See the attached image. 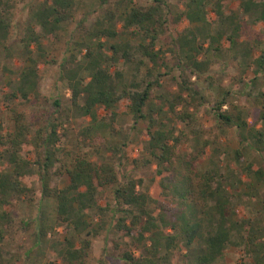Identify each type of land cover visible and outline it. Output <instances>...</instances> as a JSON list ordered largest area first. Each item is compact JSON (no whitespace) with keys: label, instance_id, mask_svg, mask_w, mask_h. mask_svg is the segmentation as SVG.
<instances>
[{"label":"rangeland","instance_id":"1","mask_svg":"<svg viewBox=\"0 0 264 264\" xmlns=\"http://www.w3.org/2000/svg\"><path fill=\"white\" fill-rule=\"evenodd\" d=\"M108 1L109 4H100L99 0H77L75 18L60 26L61 39L54 34L42 37L40 44L44 50L43 56L38 55L34 43L30 44V54L37 60L36 92L30 91L29 98L23 99L20 95H12L13 91L16 92L19 81L18 71L25 65L26 50L22 37L27 23L30 22L31 5L36 6L41 0H2L0 15L10 27L0 35V121L4 132L11 131L14 127L12 110L24 112L29 131L20 154L30 161L31 168L23 177L27 190L18 198L11 196V202L7 206L12 214V222L3 225L2 264H64L62 250L68 247V240L70 239L75 246L79 245L84 234L77 236L71 224L58 219L55 199L41 196L39 168L35 159L38 154L43 153L41 148L32 143L36 139L35 131L43 123L37 114L40 111L52 112L51 119L60 124L58 131L61 136L58 144L70 151L76 149L77 143L82 141L80 139L83 138H79V135L86 137L89 133L91 136L98 133L104 139L98 153L88 145L82 146L89 158L97 161L101 160V156L119 158L116 160V169L121 181L129 177H140L141 182L137 188L158 196L161 175L157 173V160L148 148V117L155 120L151 129L160 126L183 128L187 131L188 126L174 117L168 102L164 101L166 97L181 92L179 85L181 76L197 87L203 96V102L196 112L199 126H202L204 131L190 136L178 148L187 153L194 150L203 138L210 140L205 151L198 157L196 169L199 172L208 169L215 171V181L224 186V194L229 197L231 206L235 208V214L227 220V223L233 226L230 241L215 264H259L256 263V259L262 253V243L259 242L256 248L252 247L248 243V235L252 233L261 235L264 229V178L255 177L251 171L245 169V165L248 162L252 163V169L264 166V148L255 149V138H251L247 130L240 133L235 127L224 130L213 128L214 120L209 108L213 101L219 99L220 89L223 88L230 91L228 100L242 105L249 124L258 116L260 104L254 103L258 88H252L246 80L254 76L253 71L256 67L254 58L264 52V23L252 21L240 9L239 0L229 2L224 8L223 17L215 14L214 0H204L203 17L207 21L204 24L205 32L200 33L198 30L200 22L190 24L183 14L182 18L179 17L178 13L181 9L184 10L187 0H132L138 5L154 4L160 9L163 21L158 23L155 47L162 50L163 63L156 68L148 62L147 65L143 64L136 69L135 61L125 62L118 55L110 63L109 70L112 73L117 69L122 71V82L128 83L132 78H136L141 86L145 85L148 79L153 81L158 79V83L152 85V97L145 110V119H139L134 123L128 112V100L122 98L114 108L116 112L114 118L110 111L99 107L97 118L92 121L88 115H79L75 110L67 114L62 112L72 105L71 92L61 80L60 72L61 66L66 63L64 60L71 55H74L76 61L84 63L86 46L95 52L100 48L99 41L103 43L102 51L108 54L111 51L108 46L112 43L129 41L132 45L136 44L138 37L130 32L132 28H123L120 21L115 24L118 33L113 37L89 35L85 27L81 28L79 19L82 17L83 24L92 29L95 19L102 18L110 3L113 5L115 2ZM237 21L241 22L239 36L235 43H231L227 35ZM109 26L114 27L113 24ZM33 27L40 31L35 23ZM188 29L198 33L199 40L204 42L205 48L208 44L207 33L215 34L220 31L223 34L219 42L213 43L199 56L210 62L208 70L199 79L184 66L182 69L178 66L177 58L182 56L183 64L185 51L182 50L181 53L177 49L173 50L175 38L181 30L182 33H186ZM66 41L69 42L67 47ZM261 72L260 79H263L264 65ZM84 73L82 70L80 75L84 76ZM183 96L187 97L186 92H183ZM54 98L60 99L59 111L56 112H53L50 104ZM78 101L83 103V97L81 96ZM180 107L178 104L176 109ZM223 107L226 108L227 104ZM189 109L192 110V107ZM255 124L264 132V118H258ZM85 127H90L87 133ZM2 151L3 146L0 145V169L10 170L11 166ZM146 158H150L151 163L144 161ZM163 173L166 174L165 171ZM214 182L215 185L217 182ZM66 183L65 173H51V185L63 186ZM108 191L109 188H106L98 197L99 204L104 206L105 210L98 211L94 207L86 210V218L91 226L98 227L104 224L105 226L100 227L99 233L91 237L89 255L82 264H124L121 258L124 250H131L135 254L140 252L141 245L133 236L122 234L112 225L113 215L119 216L121 211L116 210V204ZM150 208L154 213L159 211L153 205ZM40 214H45L49 226L46 235L36 242ZM200 252L197 240L191 244H186L182 240L177 248L166 254V264H197L196 255Z\"/></svg>","mask_w":264,"mask_h":264},{"label":"trees","instance_id":"2","mask_svg":"<svg viewBox=\"0 0 264 264\" xmlns=\"http://www.w3.org/2000/svg\"><path fill=\"white\" fill-rule=\"evenodd\" d=\"M230 1L214 0V12L218 17L224 16V8ZM99 2L109 4L108 0H99ZM1 4L2 0H0ZM204 5V0H187L184 10L181 9L178 13L180 18L183 14L190 24L200 22L201 26L198 28L200 33L205 32L204 24L207 21L203 17ZM238 5L252 21L264 23V0H239ZM76 10L77 0H41L36 6L31 5L30 22L27 23L22 37L23 47L26 50L25 65L18 71L19 81L16 92L12 93L13 96L20 95L23 99H28L30 91L36 92L37 60L30 54V44L34 43L38 55L43 56L44 50L40 44L42 37L54 34L61 39L62 35L59 31L61 24L73 20ZM161 17L160 9L156 5H138L132 0H115L113 5L110 3L104 16L95 19L92 29H88L83 24L81 17L79 19L81 28L85 27L89 35L113 37L118 33L115 24L120 21L123 28H132L130 32L135 33L138 39L135 45L129 41L110 44L108 46L111 50L110 54L102 51L103 43L100 41L98 42L100 48L95 52L86 46L84 63L76 61L74 55L65 59L66 63L61 66L60 78L71 92L72 108L62 112L67 114L75 110L77 114L88 115L92 121H95L97 109L102 107L110 111V115L114 118L116 115L114 108L118 101L126 98L128 112L134 123L139 119H145V110L152 97L151 88L153 83H158V79L154 81L148 79L143 86L136 78H132L128 83L122 82V71L117 69L112 73L109 65L116 56L120 55L125 62L135 61L136 69L143 64L147 65L148 62L152 67L160 66L164 59L163 52L155 45L158 23L163 21ZM33 23L40 31L34 29ZM109 24H113L114 27H110ZM240 26V21L232 25L231 32L227 35L231 43L236 42ZM9 27V23L0 15V35ZM222 36L220 31L215 34L207 33L208 44L205 48L204 42L199 40L198 33L192 29H188L186 33H182L181 30L175 38L173 47L175 51L176 49L181 53L182 50L185 51L183 64L182 56L177 58L178 66L181 69L184 66L199 79L208 70L210 63L209 60L201 59L199 56L213 43L219 42ZM68 43L65 42L66 47ZM253 61L256 63L254 76L246 80L252 88H258L254 103H259L260 107L258 116L253 122L251 124L247 122L242 105L227 99L230 94L227 89H220L219 99L211 103L209 111L214 120L213 128L224 130L235 127L240 133L247 130L251 138H255V149L261 150L264 148V132L255 123L258 118H264V78L260 79L264 52ZM82 70L85 72L84 76L80 75ZM179 85L181 92L166 97L164 101L168 102L174 117L188 126L187 131L183 128L160 126L151 129L155 120L153 117H148V148L157 160V173L161 175L158 196L137 188L141 182L140 177H129L121 181L116 169V160L119 158L101 156L100 161L89 158L82 146L88 145L98 153L104 143V139L98 133L92 136L89 133L86 137L79 135V138H83L80 139L82 141L77 143L76 149L70 151L67 147L58 144L61 136L58 131L60 124L51 119L52 112L40 111L37 114L43 123L35 131L36 139L32 143L41 148L43 153V155L38 154L35 159L39 168L41 196L55 199L58 219L71 224L77 236L84 233L79 245L75 246L70 239L68 240V247L62 250L64 264H82L87 260L91 237L98 234L100 227L103 228L105 224L98 227L91 226L86 218V210L93 207L98 211L106 209L98 202V197L106 191V188H109L108 192L116 204V210L121 211V215H113L112 225L115 230L133 236L141 245L138 254L131 250L122 252L121 258L124 264H166V254L177 248L182 240L186 244H191L195 240L199 242L201 252L196 255L197 264H215V261L222 256L226 244L230 241L233 227L227 223V220L235 214V208L231 206L229 197L224 194V186L219 181H215L216 172L210 169L199 172L196 169L198 157L205 151L210 140L203 138L191 152L183 153L178 148L190 136L204 131L202 126H199L196 112L203 102V96L197 87L182 76ZM183 92H186L187 97L183 96ZM81 96L83 103L78 101ZM50 104L53 112L59 111L60 99L54 98ZM178 104L181 107L176 109ZM224 104H227L226 108L223 107ZM189 107H192V110ZM12 116L14 127L11 131L4 132L0 121L2 154H5L11 166L10 170L0 169V264L3 260L1 249L4 237L3 225L12 222V214L7 206L11 202V196L18 198L27 190L23 177L31 170L30 161L20 154L29 131L27 119L24 112L17 109L12 110ZM89 129L90 127H85V133ZM122 145L124 146L125 143L123 142ZM144 161L151 163L150 158ZM245 169L259 179L264 178V166L252 169V163L248 162ZM164 171L166 174L163 173ZM52 172L65 173L67 183L63 186L51 185ZM213 182L217 183L214 185ZM152 205L159 211L154 213L150 208ZM48 226L47 217L45 214H40L36 242L46 235ZM259 242L262 243V253L256 259V263L264 264V229L261 235L256 233L248 235V243L252 247H258Z\"/></svg>","mask_w":264,"mask_h":264}]
</instances>
